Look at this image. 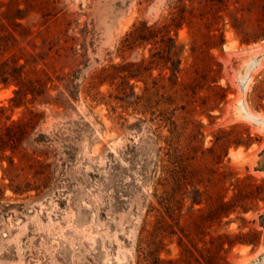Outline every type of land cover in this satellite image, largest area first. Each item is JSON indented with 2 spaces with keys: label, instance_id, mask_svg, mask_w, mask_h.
<instances>
[{
  "label": "rangeland",
  "instance_id": "374dc122",
  "mask_svg": "<svg viewBox=\"0 0 264 264\" xmlns=\"http://www.w3.org/2000/svg\"><path fill=\"white\" fill-rule=\"evenodd\" d=\"M34 2L41 5L30 6ZM173 2L184 19L176 28L122 47L133 26L166 22ZM45 3L0 0L4 71L13 74L12 68L20 67L31 81L48 76L50 98L58 75L68 91L58 99L62 108L38 105L34 90L15 104L14 85L0 84V264H138V232L152 222L146 206L156 155L168 135L167 127L156 131L160 113L172 110L179 126L181 118L192 122L196 132L188 142L196 158L212 147L218 131L228 140L248 135L249 145L228 147L218 165L226 199L231 179L264 182L259 168L264 129L232 113L225 121L223 113L239 96L234 79L249 75L242 102L264 118V56L254 67L248 62L264 51V0H55L41 9ZM219 33L223 43L211 49ZM230 48L246 51L229 68ZM205 66L207 74L199 71ZM101 70L100 82L89 90L90 78ZM212 79L227 95L217 110L200 114L191 103L211 97ZM192 80L196 86L182 91ZM28 111L42 115L25 131L10 127L28 118ZM33 160L34 170L28 169ZM193 168L200 172L201 165L195 162ZM214 168L208 164L204 171L210 179ZM189 205L183 201L179 224L190 210L204 208ZM248 231L259 233L257 245L233 247L227 264H264V256L258 258L264 203L222 219L209 235ZM176 242V236L166 235L159 257L176 260Z\"/></svg>",
  "mask_w": 264,
  "mask_h": 264
},
{
  "label": "trees",
  "instance_id": "16d2710c",
  "mask_svg": "<svg viewBox=\"0 0 264 264\" xmlns=\"http://www.w3.org/2000/svg\"><path fill=\"white\" fill-rule=\"evenodd\" d=\"M45 2L41 9L47 8L49 2L54 4L55 0H45ZM39 5L41 4L30 3L32 7ZM212 8L209 9L212 10ZM53 9L54 5L51 6V10ZM170 10L171 15L166 22L151 25L140 23L133 26L122 47L133 45L138 41L149 40L155 37V34L167 32L170 27L176 28L181 23V18L184 19L176 9L174 2ZM190 22L188 21V24ZM222 43L223 36L219 33L217 40L210 48L216 49ZM19 68L13 67L12 70L16 72L11 74L4 71V62L0 63V84L10 83L15 87L10 101L19 104L27 94L31 95L30 92L34 90V98L37 99L38 105H53L55 108H62L58 99L62 97L63 93H68L63 77L54 76L53 81L56 82V85L53 87L56 95L50 98L47 94V88H45L47 83L52 82L48 76L43 74L44 78L37 76L34 81H31L22 76L23 74L18 70ZM199 71L207 74L209 67L199 68ZM102 74L103 70L90 78L89 90H92L93 86L100 82L99 79ZM210 85H212L211 97L203 98L198 105H193L195 102L192 101V110L198 108L201 110L200 114L203 112L209 114L217 110L219 105L223 103L227 90L217 86L215 79L211 80ZM195 86L196 82L192 80L182 87V91H187ZM44 92H46V95H44ZM94 97L91 95V98ZM134 99H136L134 103L141 101L140 98ZM183 113L184 115L185 113L188 114V112ZM173 114L171 110L170 112L160 113L154 118L156 120V131H159V128L167 127L168 135L162 139L164 146L158 149L156 155V177L150 195L151 202L146 206V216L151 217L152 222L150 225L144 222L138 232L137 263L227 264L226 257L233 247H255L258 243L259 233L255 231L237 234L221 232L209 235V229L214 225L218 226L222 219L228 218L230 215H235V217L242 215L255 209L258 203H264V182L253 183L244 178L231 179L229 184L231 196L226 199L228 190L223 189L221 193L223 182H221L222 173L219 172L218 165L226 155L228 147H246L251 140L246 133H241L237 137H233L234 139L228 140L222 135L221 131H218L213 135L212 147L207 151H200V156L196 158V155H190L193 148L188 142L189 139L195 137L196 129L192 122H188L185 118H181L184 122L183 125H177ZM27 115H29L28 118L12 123L10 127H19L20 132L25 131L32 125L33 119L39 118L42 113L33 114L28 111ZM187 128H189V135L186 137L185 131ZM8 129L10 128H6V130ZM11 138L12 136L9 141L12 140ZM206 154L209 157L205 158ZM190 161L192 162L190 163ZM195 162L201 165L200 172H198V169L193 168ZM33 163L37 164V161H31L27 168L34 170ZM208 164L215 167L209 172L211 173V179L204 172ZM184 200L190 201V209L194 205H203L204 208L190 210L183 223L179 224L181 218L180 207ZM166 235H174L177 238L178 253L174 261L163 260L159 257Z\"/></svg>",
  "mask_w": 264,
  "mask_h": 264
},
{
  "label": "water",
  "instance_id": "95a60500",
  "mask_svg": "<svg viewBox=\"0 0 264 264\" xmlns=\"http://www.w3.org/2000/svg\"><path fill=\"white\" fill-rule=\"evenodd\" d=\"M222 52H224L223 47H222ZM262 55H264V53L257 54L254 57H252L251 64L252 65H256L257 61H259V59L261 58ZM247 77H248V75H246V77L244 79H242L240 77H236L234 79V82L236 83V93H238L239 96H241V101H242L243 92L245 90L244 89V86H245V81H246ZM242 104H243V102L241 103V105ZM241 105L233 104L232 107H231V109H229L226 113L223 112L225 114V117H224L225 118V121L228 119V116L232 113L234 116L240 115V117L242 119L251 122L252 124L256 125L257 128H260V127L264 126V121H261L259 118L258 119H255V120H249L246 111L243 109V106H241ZM262 153H263L262 154V161H261V164H260V167H259L261 170L264 169V147L262 149ZM262 247H263V252H262V254H260L258 256V258L260 256H262V255L264 256V242H263V246Z\"/></svg>",
  "mask_w": 264,
  "mask_h": 264
},
{
  "label": "bare ground",
  "instance_id": "6f19581e",
  "mask_svg": "<svg viewBox=\"0 0 264 264\" xmlns=\"http://www.w3.org/2000/svg\"><path fill=\"white\" fill-rule=\"evenodd\" d=\"M256 46H257V44H256ZM260 45L258 44V46L257 47H259ZM234 47V46H233ZM256 48V47H255ZM255 48H253L254 49V52L257 50H255ZM229 49V48H228ZM233 49H236V48H233ZM246 49V48H245ZM250 50H251V48H249ZM230 50H231V54H229L228 55V57H227V63H228V67L230 68L231 67V63H234V62H232L233 60H235V59H238V58H240L241 56H243V52L244 51H246V50H244V49H240V50H234V51H232V49L230 48ZM252 51V50H251ZM260 52V51H259ZM247 53V52H246ZM245 53V54H246ZM257 53H258V51H257ZM262 53H264V51H262ZM262 53H260V54H262ZM256 55V54H255ZM254 55V56H255ZM244 56H246V57H248V56H250V54L248 55V54H246V55H244ZM253 56V57H254ZM263 56L264 55H262L261 56V59H260V63H261V60H262V58H263ZM245 58V57H244ZM251 59L252 58H250L249 60H248V62H250L251 61ZM242 62H244L243 61V59H242ZM247 62V63H248ZM247 63H245V64H247ZM260 63H259V65H260ZM259 65H258V67H259ZM254 66H256V65H253V67ZM261 71V70H260ZM246 77V76H245ZM245 77H243L242 79H244ZM249 80H250V77H249V75H248V77H247V79H246V81H245V86H244V89H245V87H246V85L248 84V82H249ZM249 87V86H248ZM237 95H239V94H237ZM235 97V96H234ZM239 98V99H238ZM234 101H236L237 103H235ZM232 103H230V107H232V105L235 103L236 105H241V103H242V101H241V96H236V98H235V100H234ZM241 106H243V109L246 111V113H247V115H248V119L249 120H255V119H260L261 121H264V118H262L261 116H258V117H255V114H254V116L249 112V111H247L246 109H245V107H244V104H242ZM240 106V107H241ZM261 115H262V113H260ZM259 114V115H260ZM264 114V113H263ZM258 114H256V116H257ZM262 116H264V115H262ZM231 117V116H230ZM262 128V130L264 129V126H262L261 127ZM239 155V154H238ZM234 156H236L235 154H234ZM242 157H244V156H242ZM236 160V159H235Z\"/></svg>",
  "mask_w": 264,
  "mask_h": 264
}]
</instances>
